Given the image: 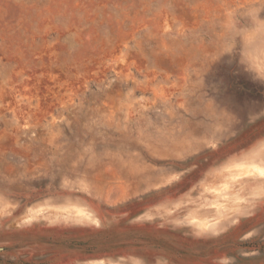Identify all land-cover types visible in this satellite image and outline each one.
Returning a JSON list of instances; mask_svg holds the SVG:
<instances>
[{"label": "rangeland", "instance_id": "rangeland-1", "mask_svg": "<svg viewBox=\"0 0 264 264\" xmlns=\"http://www.w3.org/2000/svg\"><path fill=\"white\" fill-rule=\"evenodd\" d=\"M254 166L264 0H0V264H264Z\"/></svg>", "mask_w": 264, "mask_h": 264}, {"label": "bare ground", "instance_id": "bare-ground-1", "mask_svg": "<svg viewBox=\"0 0 264 264\" xmlns=\"http://www.w3.org/2000/svg\"><path fill=\"white\" fill-rule=\"evenodd\" d=\"M254 167H255V168H252V167H251V169H252V170H251V171H252L251 173L264 174V170L262 171L263 168L260 169L261 167H256V166H254ZM245 173H246V172H245ZM191 222H192V221H191Z\"/></svg>", "mask_w": 264, "mask_h": 264}, {"label": "crops", "instance_id": "crops-1", "mask_svg": "<svg viewBox=\"0 0 264 264\" xmlns=\"http://www.w3.org/2000/svg\"><path fill=\"white\" fill-rule=\"evenodd\" d=\"M255 158H256V157H253V158H252V159L254 160V161H252V162H258V161L255 160Z\"/></svg>", "mask_w": 264, "mask_h": 264}]
</instances>
